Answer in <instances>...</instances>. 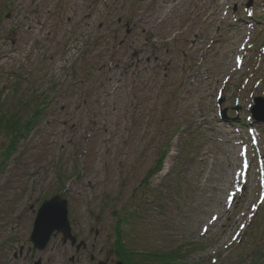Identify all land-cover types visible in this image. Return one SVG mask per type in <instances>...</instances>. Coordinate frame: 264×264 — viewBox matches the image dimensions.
I'll return each instance as SVG.
<instances>
[{
    "label": "rangeland",
    "instance_id": "obj_1",
    "mask_svg": "<svg viewBox=\"0 0 264 264\" xmlns=\"http://www.w3.org/2000/svg\"><path fill=\"white\" fill-rule=\"evenodd\" d=\"M169 4L0 0L2 117L42 108L13 150L0 133V264H125L121 218L130 249L264 264V0ZM56 194L85 248H34Z\"/></svg>",
    "mask_w": 264,
    "mask_h": 264
},
{
    "label": "trees",
    "instance_id": "obj_2",
    "mask_svg": "<svg viewBox=\"0 0 264 264\" xmlns=\"http://www.w3.org/2000/svg\"><path fill=\"white\" fill-rule=\"evenodd\" d=\"M26 101L23 103L25 104ZM26 106V104H25ZM42 108L40 106H36L30 116L25 120L24 123H19V116L14 113V111L9 113L7 117L3 112L2 108L0 107V133L2 132L4 135L8 137L9 144L4 148V152H8L13 150V145L16 141L23 136L24 132H28L30 127H32V122L38 118V115L41 113ZM24 131V132H21ZM120 222V220H117ZM122 232L120 228L115 229V253L117 257L124 259L125 264H183L179 263L178 258L182 257V250L181 248L172 249L169 251H161L158 254L151 253V252H134L129 248L124 246V242L121 239ZM129 256V259H127ZM130 256H132V260H130ZM138 256L139 258H137ZM131 262V263H130Z\"/></svg>",
    "mask_w": 264,
    "mask_h": 264
},
{
    "label": "water",
    "instance_id": "obj_3",
    "mask_svg": "<svg viewBox=\"0 0 264 264\" xmlns=\"http://www.w3.org/2000/svg\"><path fill=\"white\" fill-rule=\"evenodd\" d=\"M255 102L256 104L252 107L253 116L257 120L264 121V115H262L264 111V99L256 98ZM224 112L225 111H223V114ZM54 231L62 233L63 242L69 239L72 245L75 244L76 238L71 235L67 218V202L60 195H55L45 200L39 207L30 236L34 243V247L40 250L44 249ZM81 244L82 242L78 243L76 247L79 248ZM33 264H41V261L37 260ZM115 264H122V262L117 261Z\"/></svg>",
    "mask_w": 264,
    "mask_h": 264
},
{
    "label": "flooded vegetation",
    "instance_id": "obj_4",
    "mask_svg": "<svg viewBox=\"0 0 264 264\" xmlns=\"http://www.w3.org/2000/svg\"><path fill=\"white\" fill-rule=\"evenodd\" d=\"M91 246H92L91 248L94 250V245L92 244ZM84 248H85V247H84ZM90 259H91L92 261H96L95 257L92 256V255H90ZM96 262H97V261H96Z\"/></svg>",
    "mask_w": 264,
    "mask_h": 264
},
{
    "label": "bare ground",
    "instance_id": "obj_5",
    "mask_svg": "<svg viewBox=\"0 0 264 264\" xmlns=\"http://www.w3.org/2000/svg\"><path fill=\"white\" fill-rule=\"evenodd\" d=\"M166 2L169 4L170 2H171V0H166ZM171 4H169V6H170ZM172 6V5H171Z\"/></svg>",
    "mask_w": 264,
    "mask_h": 264
}]
</instances>
